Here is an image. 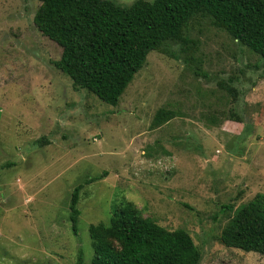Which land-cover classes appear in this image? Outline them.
I'll list each match as a JSON object with an SVG mask.
<instances>
[{
    "label": "rangeland",
    "instance_id": "1",
    "mask_svg": "<svg viewBox=\"0 0 264 264\" xmlns=\"http://www.w3.org/2000/svg\"><path fill=\"white\" fill-rule=\"evenodd\" d=\"M40 6L0 0V264H93L90 227L109 225L127 204L187 231L200 264H264L221 240L233 214L224 206L264 194L260 56L200 17L189 50L170 43L151 52L113 106L55 66L63 49L36 27ZM162 108L177 117L155 128ZM232 112L246 122L231 121ZM80 184L75 235L70 200Z\"/></svg>",
    "mask_w": 264,
    "mask_h": 264
},
{
    "label": "trees",
    "instance_id": "2",
    "mask_svg": "<svg viewBox=\"0 0 264 264\" xmlns=\"http://www.w3.org/2000/svg\"><path fill=\"white\" fill-rule=\"evenodd\" d=\"M38 1L36 27L63 49L55 66L75 89L87 90L113 106L119 104L151 52L167 53L165 46L170 43L189 50V27L200 17L264 62V0H137L127 7L108 0ZM190 60L193 57L186 62ZM220 86L237 95L233 86L224 82ZM176 117L162 108L153 125L161 127ZM230 117L236 123L246 122L237 112ZM83 187L76 186L70 200L75 235ZM224 208L233 214L222 231L223 244L264 256V194L237 209ZM90 236L93 264H200L202 258L187 231L168 230L144 218L132 204L115 207L110 224L91 226Z\"/></svg>",
    "mask_w": 264,
    "mask_h": 264
}]
</instances>
